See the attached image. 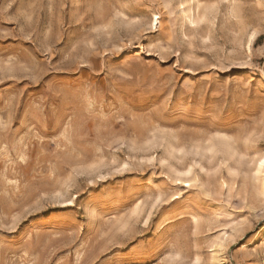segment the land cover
I'll use <instances>...</instances> for the list:
<instances>
[{"label":"rangeland","instance_id":"rangeland-1","mask_svg":"<svg viewBox=\"0 0 264 264\" xmlns=\"http://www.w3.org/2000/svg\"><path fill=\"white\" fill-rule=\"evenodd\" d=\"M263 159L264 0H0V264H264Z\"/></svg>","mask_w":264,"mask_h":264},{"label":"bare ground","instance_id":"bare-ground-1","mask_svg":"<svg viewBox=\"0 0 264 264\" xmlns=\"http://www.w3.org/2000/svg\"><path fill=\"white\" fill-rule=\"evenodd\" d=\"M214 144V143H213ZM227 144V143H226ZM225 147L228 149V151L229 152H233V150L231 149V147H229L228 145H225ZM233 147V146H232ZM224 148V147H223ZM221 149H222V147H221ZM227 149H226V151H227ZM225 150V149H224ZM232 150V151H231ZM222 151H223V149H222ZM225 152V151H224ZM227 153V152H226ZM228 154H230V153H228ZM233 154V153H232ZM227 155V154H226ZM225 156V155H224ZM230 156H232L231 154H230ZM262 166H264V159H263V161H262V163H260V165H259V169H261L262 168ZM264 170V169H263ZM261 172V171H260ZM263 172V171H262ZM262 174V173H261ZM259 179V178H258ZM184 182H186V181H184ZM188 182V181H187ZM263 196V195H262Z\"/></svg>","mask_w":264,"mask_h":264}]
</instances>
